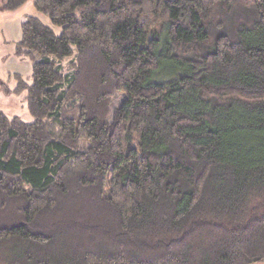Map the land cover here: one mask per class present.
Instances as JSON below:
<instances>
[{"label": "trees", "instance_id": "1", "mask_svg": "<svg viewBox=\"0 0 264 264\" xmlns=\"http://www.w3.org/2000/svg\"><path fill=\"white\" fill-rule=\"evenodd\" d=\"M28 1L0 264L264 263V0Z\"/></svg>", "mask_w": 264, "mask_h": 264}, {"label": "crops", "instance_id": "2", "mask_svg": "<svg viewBox=\"0 0 264 264\" xmlns=\"http://www.w3.org/2000/svg\"><path fill=\"white\" fill-rule=\"evenodd\" d=\"M28 5V6H27ZM32 3L25 4L27 8L23 10H16V12H0V84L6 86L8 90L12 92L16 85L15 76H28L31 73V67L27 66L22 60L17 59L14 56L15 45L21 38V15L28 13L31 9ZM27 9V10H25ZM33 14L34 12H29ZM0 85V87H1ZM22 96V95H21ZM5 96L3 91L0 89V110L9 117L22 114L28 116L23 109L22 97ZM20 111V112H19ZM28 118V117H27ZM263 264V263H262Z\"/></svg>", "mask_w": 264, "mask_h": 264}, {"label": "rangeland", "instance_id": "3", "mask_svg": "<svg viewBox=\"0 0 264 264\" xmlns=\"http://www.w3.org/2000/svg\"><path fill=\"white\" fill-rule=\"evenodd\" d=\"M31 2L30 1H28V4H30ZM27 4V3H26ZM28 6V5H27ZM31 9H29V11H28V13H25V14H22L21 15V18L22 19H27L28 17H36V18H38L39 20H42L45 24H49V21L45 18V17H43L42 15H39L37 12H36V10L33 8V6L31 5ZM22 8H27L26 6L24 7H22ZM22 8H20V10H23ZM25 10H27V9H25ZM34 12L33 14H30L29 12ZM16 46V45H15ZM16 57V56H15ZM17 58V57H16ZM17 59H19V58H17ZM20 60V59H19ZM22 61H24L25 63H26V65L29 67L30 66V63L27 61V60H22ZM30 75H28V76H21L22 78H25V79H28V77H29ZM16 82V81H15ZM1 85V84H0ZM0 89L3 91V94L5 95V96H15V97H20L21 95H16L14 92H13V90H12V92L10 91V90H8L7 89V87L6 86H3V85H1V87H0ZM22 97V96H21ZM23 100V99H22ZM22 107H23V109H24V105L22 104ZM25 111H26V109H25ZM20 112V111H19ZM27 113V112H26ZM5 114V113H4ZM20 115H17L18 117H20V118H22V120H24L25 122H30L31 121V118H30V116L28 115V116H26V115H23L22 114V110H21V112L19 113ZM28 117V118H27ZM9 118H13V116L11 115H9ZM264 264V263H263Z\"/></svg>", "mask_w": 264, "mask_h": 264}]
</instances>
